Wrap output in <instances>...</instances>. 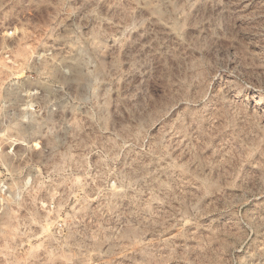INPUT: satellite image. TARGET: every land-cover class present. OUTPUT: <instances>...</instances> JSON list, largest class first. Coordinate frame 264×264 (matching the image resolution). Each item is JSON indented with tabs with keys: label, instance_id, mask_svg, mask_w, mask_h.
I'll use <instances>...</instances> for the list:
<instances>
[{
	"label": "clouds",
	"instance_id": "1",
	"mask_svg": "<svg viewBox=\"0 0 264 264\" xmlns=\"http://www.w3.org/2000/svg\"><path fill=\"white\" fill-rule=\"evenodd\" d=\"M0 264H264V0H0Z\"/></svg>",
	"mask_w": 264,
	"mask_h": 264
}]
</instances>
